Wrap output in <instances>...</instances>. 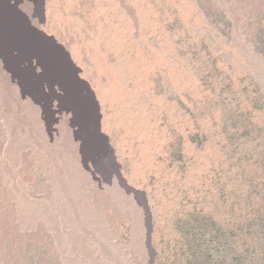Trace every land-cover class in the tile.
Instances as JSON below:
<instances>
[{"label": "rangeland", "instance_id": "obj_1", "mask_svg": "<svg viewBox=\"0 0 264 264\" xmlns=\"http://www.w3.org/2000/svg\"><path fill=\"white\" fill-rule=\"evenodd\" d=\"M76 1L72 16L81 14L84 31L99 24L108 34L101 48L117 43L108 30L119 27L116 17H135L133 0H113L119 13L108 10L107 21L97 14L104 0ZM149 1L165 17L183 76L167 69L151 76L161 106L151 113L159 137L147 149L111 121L70 28L32 25L27 10L0 0V61L18 104L8 122L15 126L22 116L21 142L37 162L31 196L52 209L21 243L3 241L0 264H264V7L191 0L196 13L186 17L165 0ZM61 151L84 193L112 205L81 209L65 179L67 193L61 190L58 162L50 175L43 169ZM3 206L0 196V212Z\"/></svg>", "mask_w": 264, "mask_h": 264}, {"label": "bare ground", "instance_id": "obj_2", "mask_svg": "<svg viewBox=\"0 0 264 264\" xmlns=\"http://www.w3.org/2000/svg\"><path fill=\"white\" fill-rule=\"evenodd\" d=\"M14 1L19 5L20 8L27 10L28 17L32 22V25L34 24L36 26H41L42 28L48 27V30L51 26L47 25L54 21L57 24V27L59 24L61 27L64 25V28H66L65 26L70 28V30L69 28L68 30L71 31V35L74 37L77 43L75 47L76 50L82 48L81 50L85 51V61L87 60L88 64L96 74L97 80L100 84L101 99H104L106 100V103H109L108 112L111 121L116 127L125 130L127 134L135 135L144 141L148 149L149 145L159 137L157 134V126L154 122H152L153 116H151V113L152 111L156 113L157 108H160L161 106V102L156 100L153 96L151 89L152 84L150 81L151 76L156 71L161 69H167L169 75L175 78H182L183 76L178 64L172 57L171 45L164 30L165 17H161L149 0H133L131 4H133V7L135 8V10H133L135 12V17L133 18L131 16L133 18L131 21L124 19L126 22L123 21V19L121 20V18L118 19V17H116L119 27L117 23V27L110 26L109 28L107 26L109 28L108 30H110V33L113 35V37H115L113 39H115L117 42L116 45L113 46L114 48H111L112 43L109 42V50L106 48L107 46H105V48H101L103 44L106 45L104 39L106 40L105 36H108V34L103 35L105 32H103L101 29L102 25L100 26L98 24L97 27H95L93 24H91L96 29L88 31L87 28L85 32L84 23L83 21L81 22L80 19L81 14L79 16L77 15V17L72 16L74 5L76 7V4H74L75 0ZM100 1L102 2L103 0ZM104 1V8L100 7V3L98 4L100 8H97V14L98 16L101 15V17L107 21V13L110 11L114 17L117 16L116 14L119 13V10H116L117 4L120 5L123 3V0H119L120 2L117 0L116 5L113 0ZM165 1L169 5L174 4L181 14L186 17H191L194 13H196L191 0ZM247 1L251 3L250 5L253 12H256L260 7H264V0ZM77 2L78 0L76 3ZM78 8L76 9L79 10ZM119 8L120 7H118V9ZM108 10L110 11L108 12ZM95 13L93 14L95 15ZM111 13H109V15H111ZM124 13L121 14V16L124 15ZM86 23L88 22L86 21ZM86 23L85 25L87 26ZM94 23L97 24L98 22ZM51 32H53V30ZM59 40H61L66 45L69 41L64 38L63 35L60 36ZM5 69V64L0 61V196L5 204L2 211L0 212V257L2 255L1 246L3 241L9 242L10 245L14 247L15 245L21 243L26 232L31 233V231L42 227V225L45 223L44 221H46L47 218L43 216L44 213L48 214L49 217L52 216V214L50 216V211L52 209H48L49 207L45 210L42 209V206L39 204V202H36V200H34L31 196L30 171L34 166H36V157L34 158L32 153L33 149L31 150V148L25 147L23 143L24 141L21 142V134L24 132V125L22 122L24 121H22V116L20 117L19 115L20 113L18 112V115H16L17 120H15V126L8 122L7 115L10 112L15 113L16 110H18V104L16 102L15 104L14 99L11 98V94L9 95V91L11 89L10 81L12 80V76L10 74H6ZM22 138L23 140L25 139V137ZM27 142L28 139L26 143ZM64 150L65 149H63V151ZM63 153L61 151V153L57 154L56 156H52L50 154L48 157H46L49 160L45 159V162L43 163V169L45 173L50 175L54 162H58V165H55L59 175L57 172L56 173L58 177L61 178V180H58L61 190L66 191V189L63 190L66 186L64 185L63 181L67 180L70 185L73 198L77 202V205L81 206L79 207L81 209L91 207L88 210L92 211V206L95 207V204L99 205L100 203L101 205L104 203L112 205L107 196H101L102 199H99L94 194V197H90L89 193H84L83 188H81L82 186H80V180H78V177L73 174L70 169L71 167H67L68 165L65 163ZM55 171L56 170L52 172ZM49 178L52 179L53 177ZM56 179L58 178L56 177ZM52 207L54 209L56 207L54 202ZM96 208L100 209L98 207ZM61 209L64 211L65 206L62 205ZM97 211L99 212L100 210ZM57 213H59L58 217H60L59 222L64 225L66 222V215L64 214V216H62L61 214L63 212L61 213L59 210ZM86 213L88 214L89 212ZM104 216L103 218L101 216V219H106ZM98 218H100V216Z\"/></svg>", "mask_w": 264, "mask_h": 264}]
</instances>
